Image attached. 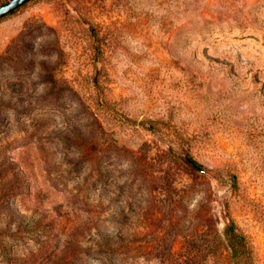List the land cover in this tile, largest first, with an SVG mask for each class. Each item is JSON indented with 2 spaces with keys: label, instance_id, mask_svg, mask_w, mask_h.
<instances>
[{
  "label": "rangeland",
  "instance_id": "1",
  "mask_svg": "<svg viewBox=\"0 0 264 264\" xmlns=\"http://www.w3.org/2000/svg\"><path fill=\"white\" fill-rule=\"evenodd\" d=\"M230 221L264 264V0L0 18V264H236Z\"/></svg>",
  "mask_w": 264,
  "mask_h": 264
},
{
  "label": "trees",
  "instance_id": "2",
  "mask_svg": "<svg viewBox=\"0 0 264 264\" xmlns=\"http://www.w3.org/2000/svg\"><path fill=\"white\" fill-rule=\"evenodd\" d=\"M16 9L9 13L14 12ZM185 160L198 170L205 171L207 168L203 163L198 161L190 153L185 154ZM235 176V175H234ZM225 235L228 241V246L232 251V257L235 259L236 264H250L251 249L244 233L237 230L235 223L230 221L225 228Z\"/></svg>",
  "mask_w": 264,
  "mask_h": 264
},
{
  "label": "water",
  "instance_id": "3",
  "mask_svg": "<svg viewBox=\"0 0 264 264\" xmlns=\"http://www.w3.org/2000/svg\"><path fill=\"white\" fill-rule=\"evenodd\" d=\"M29 0H7L0 4V18L4 17L6 14L12 10L20 7Z\"/></svg>",
  "mask_w": 264,
  "mask_h": 264
}]
</instances>
